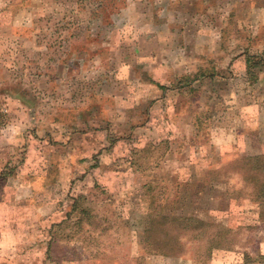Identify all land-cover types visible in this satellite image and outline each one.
Returning a JSON list of instances; mask_svg holds the SVG:
<instances>
[{
  "label": "rangeland",
  "instance_id": "1",
  "mask_svg": "<svg viewBox=\"0 0 264 264\" xmlns=\"http://www.w3.org/2000/svg\"><path fill=\"white\" fill-rule=\"evenodd\" d=\"M263 154L264 0H0V264H264Z\"/></svg>",
  "mask_w": 264,
  "mask_h": 264
},
{
  "label": "trees",
  "instance_id": "2",
  "mask_svg": "<svg viewBox=\"0 0 264 264\" xmlns=\"http://www.w3.org/2000/svg\"><path fill=\"white\" fill-rule=\"evenodd\" d=\"M250 182L253 184L255 188V196L257 199L264 200V154L263 155H258V156H252L250 157ZM75 210V206L72 207ZM80 212L82 214L90 215L89 210L82 208L80 209ZM165 217V216H164ZM179 217H172V220H176ZM195 224L197 226L201 225L202 222L196 219H193ZM190 222V225L194 227V222ZM79 224L81 223V219L78 220ZM188 225V227H191ZM194 229V228H190ZM196 229V228H195ZM155 231H153L152 226L148 227L145 229L143 232L145 236V240L150 239V241H154L153 244L149 241L146 243L145 252L147 253H153V252H158L160 254H172L173 251L171 250V247L167 246L165 243H160L159 238L155 234ZM211 247V246H210Z\"/></svg>",
  "mask_w": 264,
  "mask_h": 264
}]
</instances>
